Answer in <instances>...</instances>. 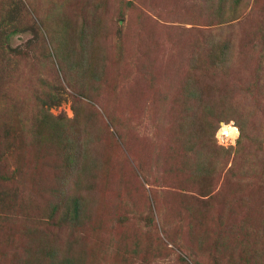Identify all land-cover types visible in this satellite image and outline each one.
I'll return each instance as SVG.
<instances>
[{
    "label": "rangeland",
    "instance_id": "1",
    "mask_svg": "<svg viewBox=\"0 0 264 264\" xmlns=\"http://www.w3.org/2000/svg\"><path fill=\"white\" fill-rule=\"evenodd\" d=\"M238 1L239 18L218 25L204 16L203 0H0V31L15 27L6 44L14 49L12 62H19L8 71L0 50V99L9 95L20 103L25 95L9 90L7 81L17 84L32 75L53 79L55 69L62 98L50 111L72 118V98L85 92L82 99L107 123V137L89 143L82 163L91 182L83 178L77 189L75 182L68 186L55 180L59 177L51 176V182L36 176L34 186L33 175L27 174L28 183H10L0 192V264H224L222 252L214 251L213 242L197 238V231L209 227L217 234L227 228L239 237L248 228L247 217L260 227L264 189L258 175L227 176L233 154L219 176L187 172L183 183L181 176L176 183L175 167L166 172L164 167H171L161 160L172 145L197 142L196 133L205 124L208 134L202 140L213 170L220 169L218 146L236 143L235 119L221 120L213 128L217 112L212 97L201 92L196 104L183 83L199 76L191 62L197 50L189 45L197 30L226 23L236 24L244 34L256 25L258 15L264 16V0ZM223 2L228 12L232 0ZM49 16L56 27L45 36L52 58L44 57L36 29ZM250 122L257 125V134L264 131V109L251 114ZM186 124L196 125L195 132L185 142H174ZM78 129L80 135L85 131L82 125ZM11 135L12 142L18 141ZM19 153L16 147L8 153L9 170L21 161ZM85 184L92 187L83 189ZM74 201L80 206L78 218L63 220ZM186 206L203 211L192 226Z\"/></svg>",
    "mask_w": 264,
    "mask_h": 264
},
{
    "label": "trees",
    "instance_id": "2",
    "mask_svg": "<svg viewBox=\"0 0 264 264\" xmlns=\"http://www.w3.org/2000/svg\"><path fill=\"white\" fill-rule=\"evenodd\" d=\"M203 1H205L203 9L206 12L204 16H207V19H216L218 25L237 20L242 14L238 0H232L228 12L223 0H220L218 4H215L214 0ZM41 23L43 28L36 25V29L42 36L40 44L46 50L44 57L52 58L45 36L53 35L56 27L50 16L47 21L42 18ZM226 23V27L218 29L210 26L207 30H197L196 36L189 41V45L197 50L196 53H192L194 57L191 62L194 63L193 67L197 69L199 76L188 78L183 85L196 104L199 100L198 94L201 92L210 94L213 101L212 107H216L214 112H217L214 116L213 128L217 127L221 120L227 123L230 119H235V126L239 128L236 143L230 148L218 146L217 160L220 169L215 167L216 169L213 170L205 154L206 141L202 140L208 131L205 124L196 133L197 142H186L180 147L172 145L161 160L166 161L169 167H175L173 175L177 177L176 183H179L178 176H181L182 180L187 176V172L191 175L219 176L233 154L226 171L227 176L242 179L250 173L258 175V184L264 189V131L257 134V125L250 122L251 114L255 115L264 109V16L258 15L256 25L253 27L249 25L244 34L238 31L236 24L230 26ZM0 25H2L1 22ZM10 32H15L13 25L8 26L4 32L0 31V44H2L0 50L3 51L2 57L8 65V71L10 66L19 64V62H12L15 56L11 54V51L14 49L6 44L9 43ZM256 37L258 40L255 42ZM21 54L23 57L28 56L24 52ZM21 67L27 70L28 66L22 63ZM52 72L53 79L32 75L23 82L19 80L17 84L7 81L10 83L9 90L12 87L13 93L18 96L23 93L25 98L19 101L20 103L18 100L11 101L9 95L0 99V148L5 149L4 154L0 152V192L10 183L18 187L20 184H25L27 174L33 175L31 179L34 186H36V176L51 182L53 181L51 176L59 177L55 180L68 186L75 182L77 189L81 187L83 178L91 182L88 179L89 170L86 166L84 169L82 163H85L89 156V143L94 139L107 137V132L105 134L107 123L99 111L82 99L81 96H84L85 92H81L78 97L73 96L72 118L65 114H53L50 107L58 105L61 101L59 89L62 84L56 70L52 69ZM69 85L73 87L71 83ZM91 87L95 85L92 84ZM90 98L94 97L90 96ZM110 121L111 125L119 131L121 128L119 122L114 117H111ZM78 125H82L85 129L81 135L77 132ZM192 126H194L193 129H191ZM195 127L196 125L186 124L182 127L183 130H177V134L172 139L174 142L178 140L185 142L188 140L187 137L195 132ZM183 131L187 132L183 134ZM123 132L119 131V135L123 141L124 139L126 141L127 137ZM10 135L16 136L18 141L12 142ZM13 147L19 150L21 161L16 165L15 170H9L7 159L10 155L8 153ZM240 162H243L242 166H239ZM167 169L172 170L173 167H164L166 172H168ZM92 172L93 169H90L93 175ZM17 174L19 179L15 178ZM162 181L166 182L163 178ZM179 186L183 187L182 184ZM91 187V184L83 185V189ZM79 208L77 201H74L72 208L63 213V220L77 219ZM185 211L190 217L187 220L189 226H192L193 221L201 220L200 216L203 215L202 210L199 211L191 206H186ZM245 221L248 223V228L244 231V235L239 237H232L230 229L218 230L216 234L209 227L204 232L197 231L196 236L201 240L207 239L213 242L214 251L222 252L221 259L224 264H264V219L259 223L261 228L254 227L249 217ZM200 247L202 248V245ZM68 264H76V261L70 260Z\"/></svg>",
    "mask_w": 264,
    "mask_h": 264
},
{
    "label": "bare ground",
    "instance_id": "3",
    "mask_svg": "<svg viewBox=\"0 0 264 264\" xmlns=\"http://www.w3.org/2000/svg\"><path fill=\"white\" fill-rule=\"evenodd\" d=\"M223 127V126H222ZM221 130V129H220ZM225 130L223 131V134H224Z\"/></svg>",
    "mask_w": 264,
    "mask_h": 264
}]
</instances>
